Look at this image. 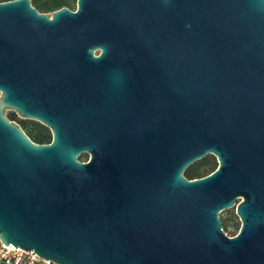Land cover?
Returning <instances> with one entry per match:
<instances>
[{"label":"water","instance_id":"obj_1","mask_svg":"<svg viewBox=\"0 0 264 264\" xmlns=\"http://www.w3.org/2000/svg\"><path fill=\"white\" fill-rule=\"evenodd\" d=\"M0 243L55 264H264V0L0 2Z\"/></svg>","mask_w":264,"mask_h":264},{"label":"trees","instance_id":"obj_2","mask_svg":"<svg viewBox=\"0 0 264 264\" xmlns=\"http://www.w3.org/2000/svg\"><path fill=\"white\" fill-rule=\"evenodd\" d=\"M12 0H0V2H6ZM31 5L39 12V13H52L61 8H67L69 10L74 11L76 9V0H30ZM11 120V119H10ZM23 132L26 136L36 144H48L51 141V133L50 131L44 127L43 125L31 122L21 126ZM85 155H80L78 157L79 161L85 162ZM217 168V161L214 156L207 155L203 159L195 162L193 165L188 167L183 176L187 180H193L205 177L212 173ZM230 214V219H222L221 228L223 233L229 232L232 233V236H235L237 231L240 228V223L234 213V210L227 211ZM230 230V231H229ZM225 231V232H224Z\"/></svg>","mask_w":264,"mask_h":264},{"label":"built area","instance_id":"obj_3","mask_svg":"<svg viewBox=\"0 0 264 264\" xmlns=\"http://www.w3.org/2000/svg\"><path fill=\"white\" fill-rule=\"evenodd\" d=\"M0 264H55L39 258L31 251H24L20 248L5 247L0 243Z\"/></svg>","mask_w":264,"mask_h":264},{"label":"flooded vegetation","instance_id":"obj_4","mask_svg":"<svg viewBox=\"0 0 264 264\" xmlns=\"http://www.w3.org/2000/svg\"><path fill=\"white\" fill-rule=\"evenodd\" d=\"M5 117L9 120V121H11V122H13V123H15V124H17L20 128H21V126L22 125H25V124H28V123H31V122H36V123H39V122H37V121H34V120H29V119H24V118H21V117H19L15 112H13V111H11V110H6V112H5ZM11 119V120H10ZM40 124V123H39ZM42 125V124H41ZM45 127V126H44ZM22 129V128H21ZM48 129V128H47ZM49 130V129H48ZM23 131V130H22ZM50 131V130H49Z\"/></svg>","mask_w":264,"mask_h":264},{"label":"rangeland","instance_id":"obj_5","mask_svg":"<svg viewBox=\"0 0 264 264\" xmlns=\"http://www.w3.org/2000/svg\"><path fill=\"white\" fill-rule=\"evenodd\" d=\"M86 157H85V161H87L88 160V155H85ZM232 209H230V210H227V211H231ZM234 210V209H233ZM227 211H223V212H221L220 214H219V219L220 220H222V219H225V220H227V219H230V214H229V212H227ZM234 213H235V211H234ZM238 219V218H237ZM238 222H239V220H238ZM240 223V222H239ZM230 231V230H229ZM225 232V231H224ZM238 232V231H237ZM225 234L227 235V236H229V237H232V233H227V232H225ZM237 234V233H236Z\"/></svg>","mask_w":264,"mask_h":264}]
</instances>
